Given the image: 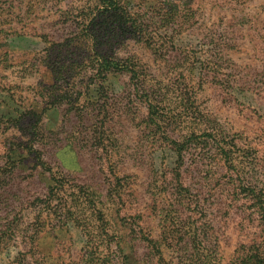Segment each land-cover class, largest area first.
<instances>
[{"label":"rangeland","instance_id":"374dc122","mask_svg":"<svg viewBox=\"0 0 264 264\" xmlns=\"http://www.w3.org/2000/svg\"><path fill=\"white\" fill-rule=\"evenodd\" d=\"M135 72L164 94L172 104L167 120L178 122L171 138L158 131L148 152L167 155L170 165L168 144L177 139L191 141L188 148L199 154L187 157L216 159V143L224 140L246 155L238 192L264 196V0H0V172L12 157L25 160L26 175L21 201L9 210L0 202V264H83L89 250L109 251L89 247L82 226L49 216L44 202L56 191L69 193L68 185L93 182L101 163L108 175L112 166L126 180L139 175L134 158L122 157L155 133L140 126L150 107L133 92ZM99 90L108 111L89 119L99 127L108 122L120 155L96 151V128L79 133L68 121L70 110L96 100ZM35 148L40 159L28 154ZM150 203L147 192L138 212L157 235L159 213L150 216ZM211 212L220 264H229L240 244L264 250L250 203H217ZM117 248L112 243L113 263L147 264L129 250L124 259ZM165 254L177 261L169 249Z\"/></svg>","mask_w":264,"mask_h":264},{"label":"trees","instance_id":"16d2710c","mask_svg":"<svg viewBox=\"0 0 264 264\" xmlns=\"http://www.w3.org/2000/svg\"><path fill=\"white\" fill-rule=\"evenodd\" d=\"M132 28L134 26L128 27L129 30ZM100 58L103 63L108 60L106 56ZM125 68L131 70L132 66L126 63ZM100 73L101 71L97 72ZM97 82L98 79L93 83L97 84ZM132 87L133 92L150 107V114L140 124L141 129L144 127V132L155 133L149 137L145 134L141 141L142 145L136 153L121 156L124 160L125 157L129 160L134 158L139 175L128 174L130 178L126 180L125 176L118 174L120 170L112 166L110 176L104 171V163H101L93 182L80 184L78 187L68 185L69 193L56 191L57 194L48 196L44 202L45 207H49L52 211L48 215L59 218L65 224L70 222L80 224L82 235L86 237V242L90 243L89 247L92 248L94 243L109 250L107 253L97 250V247L96 250H89L83 264H117L113 263V258H110L112 243L117 244L119 255H123L124 259H130L128 254H124V251L129 250L140 263L220 264L222 247L219 238L213 232V227L218 221L211 216L212 212L209 213L211 207L217 203L225 205L231 201L242 202L243 206L250 203L258 215L259 226L255 227L264 232V196L245 194V197H242L243 194L238 192L245 176V172L240 167L243 161L245 162L246 155L235 145L229 147L224 140H221L222 143L219 142L218 145L215 142L219 149L216 152V159L206 158L207 154L201 159L198 157L191 159L186 156L187 152L194 156L199 155L188 148L191 141L188 144L170 139L168 149L173 154L172 164L169 165L167 159L165 160L167 155L163 153L157 158V154L148 152L146 145L155 142L158 131L171 138L169 134L177 122L175 117L173 120H167V112L170 111L172 104L166 101L167 98L161 91L147 84L146 79L136 72ZM97 94L96 100L83 106L79 104L73 107L70 110L73 115L68 121L75 122V127H81L82 131L78 129L79 133H82L86 127L96 128L94 132H98L102 140L96 151L102 149L108 154L120 155L122 154L120 147L112 148L114 138L110 139L111 136H107L108 122L99 127V120L89 119L90 116L98 118L102 112L108 111L102 102V95L105 92L99 90ZM192 135L195 137V133ZM204 136H208L206 132ZM41 153L39 148H35L28 154H32L34 159H40ZM10 159L7 161L9 164L7 163L0 172V202L8 207L7 210L20 202L26 191L23 182L26 175L22 168L25 160L12 157ZM219 162L223 165L217 168ZM219 172L224 176L223 183L222 178L217 176ZM147 192L152 200L150 216L155 212L159 213L157 235L152 228L146 230L144 222L147 216L138 212L139 203ZM224 193L227 197L221 200L219 195ZM121 222L123 226L128 227L132 237L122 233ZM166 249L173 253L172 258L175 257L176 262L166 257ZM229 264H264V250L260 249L257 242L240 244L233 252Z\"/></svg>","mask_w":264,"mask_h":264}]
</instances>
